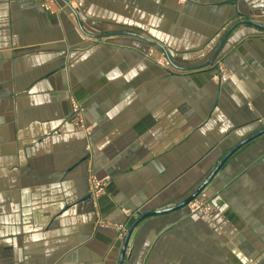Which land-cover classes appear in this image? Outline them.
<instances>
[{"label":"crops","instance_id":"0c3cea01","mask_svg":"<svg viewBox=\"0 0 264 264\" xmlns=\"http://www.w3.org/2000/svg\"><path fill=\"white\" fill-rule=\"evenodd\" d=\"M67 1L88 33L128 30L116 23L129 16L146 34L129 31L182 66L206 61L235 13L224 0ZM52 4L48 12L41 0H0V264H116L136 211L180 202L260 127L264 32L233 31L218 72H178L147 57L139 39L84 36ZM236 5L251 19L249 0ZM204 28L217 34L205 40ZM170 43L183 49L178 57ZM72 101L87 131L71 123ZM219 140L223 152L207 168ZM89 173L107 178L97 199ZM197 199L213 209L141 221L123 264H264V137L235 153Z\"/></svg>","mask_w":264,"mask_h":264},{"label":"water","instance_id":"95a60500","mask_svg":"<svg viewBox=\"0 0 264 264\" xmlns=\"http://www.w3.org/2000/svg\"><path fill=\"white\" fill-rule=\"evenodd\" d=\"M59 1L67 10H69V12L73 14L75 23L84 36H89L90 38L97 39V40H101L102 38L116 37V36H123V37H128V38L139 39L145 43H148L150 46L155 47L161 53H163L166 63L169 65V67L172 68L174 71H178V72L182 71V72H192L193 73L194 71L209 70V69L215 70L216 72H218V67L215 65V62L220 57V54L222 53L224 45L229 35L233 31L238 29L240 26H247L252 29L255 28L257 30L264 32V23L259 22L257 20H251V19L246 18V16L238 9V5H236L237 0H224L227 2L230 1L233 3V5H235V13L232 19L233 22L224 29L219 43L214 48V50L212 51L213 53L209 56V58L206 61L199 63V64H194V66H182L180 64L177 65L173 61L171 54L167 51L164 45L138 32L120 29V30L111 31L107 33H101V34L88 33L87 31L84 30V27L82 26L80 22V18H79L77 10L74 9L67 0H59ZM222 3H215V4L219 5ZM261 137H264V126H260L259 128H257L256 131L242 138V140L237 142V144L227 149V151L222 156H220L219 160L212 166V169L206 173L203 179L192 189V191L187 196L182 198L180 202L167 206V208L152 209L150 211H136L135 218L131 221V223L125 229L122 235V241H121V246L119 250L120 255H119V258L116 264L124 263L125 256H126V249L128 246V242L131 238L130 235L132 234L133 230L137 227V225L141 223V221L147 218H151L152 216L166 215L167 213L181 210L182 208H186L187 206H189L190 203L194 202L201 195L204 189L212 182L213 178L217 175V173L222 169V167L231 159V157L235 153L241 150L242 147H245L246 145L252 143V141H255L257 140V138H261Z\"/></svg>","mask_w":264,"mask_h":264},{"label":"rangeland","instance_id":"374dc122","mask_svg":"<svg viewBox=\"0 0 264 264\" xmlns=\"http://www.w3.org/2000/svg\"><path fill=\"white\" fill-rule=\"evenodd\" d=\"M41 1L43 2L44 0H41ZM53 1L56 2L57 0H53ZM57 4L59 6V9L62 8L61 5L58 2H57ZM44 5L46 7H43V8L46 11L49 12V9L53 11V4H52V2H50V0L44 1ZM249 5L252 6L251 7V12L249 14V17L251 18V20H253V19L255 20L256 19V20L264 21V0H249ZM253 12H254V14H253ZM122 18H123L122 23L121 24H117L116 23L117 26H119L120 28H123V29H128V30L131 29L132 27L142 28V32L144 34H146V31L144 30L145 27L143 25H140L139 23H137L135 21L131 22L130 21L131 18L129 16H124L123 15ZM139 21H140V19H139ZM106 23L109 24L108 21ZM112 26H114V24ZM225 28H223L222 33H223ZM242 29L243 28H241V30ZM215 30H216V28H212V29L204 28L203 31L200 30L202 38L207 40L208 37H210V35H214L215 33L217 34V31H215ZM151 32H154V33H156L158 35H161L164 32V30L162 29V30H159L158 32H156V31H151ZM167 33H168V31H167ZM123 40H128V39L123 38ZM170 46H171L170 48H171L172 52L175 54L176 57H178L179 52L181 50H183V49L178 48L177 46H175L172 43H170ZM144 53H145V55L147 57L149 56L151 59H153L157 64L161 65L162 67L172 69L166 63L163 53H161L155 47L148 45L147 49L144 51ZM74 102L77 103L79 105V107L82 109V106L77 101H72V104L70 106V108H71L70 112L71 113H72V110H73ZM82 111H83V109H82ZM69 119H70L71 123L73 124L74 120H76L77 117H75V119H74V117L70 115ZM76 122L77 121H75V123ZM257 124H258V126H264V117H262L261 119H258ZM84 125H85V123H84ZM76 128L79 129L78 127H76ZM221 142H222V140H219L217 142L216 141H211L212 145H211V147L208 150L209 151V155H206V156H209V159H210V162L207 165V168H209L214 162H216L217 158L222 154V152H223V148L222 147L223 146H222ZM204 174H205L204 172H197L196 173L198 179L200 177H202ZM93 177H96L97 179H100L96 175L93 176ZM101 179H104L105 183L103 181L102 182H103V185H106L107 178L105 177V178H101ZM90 184H91V180L87 179V189H89ZM188 185H190L189 182L186 183V186H188ZM211 209H213V207H211V205L209 203H207V200L196 199L194 202L189 204V206H187L186 210H187V214H189V213L198 214V213H203V212L208 213V211H210Z\"/></svg>","mask_w":264,"mask_h":264},{"label":"built area","instance_id":"2783aa9c","mask_svg":"<svg viewBox=\"0 0 264 264\" xmlns=\"http://www.w3.org/2000/svg\"><path fill=\"white\" fill-rule=\"evenodd\" d=\"M44 1H46V0H44ZM44 1L42 2V5H43V7H46L44 5ZM52 1L53 0H50V2H52ZM71 116H73L74 119H75V117H77V119H78V120L77 119L74 120L73 124L75 125V127H78L80 130H83V131L88 130L86 125H84V119L82 116V109L75 102L73 104V110H72ZM75 121H77V122L75 123ZM93 176H95V175L92 173H89V179L91 180V184L89 186L88 193L92 197V199H97L99 196L104 194L105 185H103V182L105 183V181H104V179H101V178L97 179L96 177H93Z\"/></svg>","mask_w":264,"mask_h":264}]
</instances>
